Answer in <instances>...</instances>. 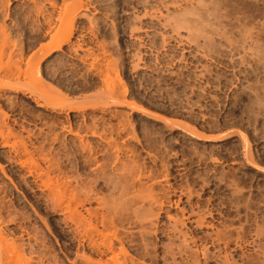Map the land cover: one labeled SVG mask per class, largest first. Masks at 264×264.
<instances>
[{"label": "rangeland", "instance_id": "obj_1", "mask_svg": "<svg viewBox=\"0 0 264 264\" xmlns=\"http://www.w3.org/2000/svg\"><path fill=\"white\" fill-rule=\"evenodd\" d=\"M7 1L1 5L5 9L0 6V22L6 25L10 43H15L9 61L16 60L15 66L26 73L12 67L17 72L12 78L0 74V113L7 114H0V120L15 133L8 146L0 138V192L9 197L6 208L0 207L5 210L2 236L6 233L29 249L27 258L33 251L29 257L37 261L32 257V264L42 259L44 264H85L82 255L92 256L88 246L79 244L70 213L63 209L62 215L67 204L60 205L61 211L49 204V191L43 189L50 172V183L72 182V190L76 186L81 193L92 192L95 199L87 208L101 211L99 216L116 208L118 201L117 218H123L117 219L119 236L124 234L123 246L136 261L264 264V0H82L85 7L77 14L71 41L46 56L41 49L46 50L59 27L57 10L64 1L54 0L55 8L49 0H38L47 6V15L57 17L55 25L43 22L41 28L33 27L36 16H21L35 10L32 0ZM13 142L31 152H17ZM24 153L33 155H26L29 163L38 157L42 169L29 175L31 165L24 163ZM44 168L48 175L40 176ZM143 187L159 196L162 212L153 203L157 214L152 215L149 200L142 205H148L149 212L141 209L142 201L136 203L134 197ZM123 193L127 196L120 199ZM101 198L113 207L100 203L105 206L101 208ZM135 208L140 216L146 214L141 220ZM191 210L206 214L205 224L211 229L189 221ZM145 219L147 224L156 222L145 226ZM40 240L43 246L37 245ZM122 257L123 262L128 259L125 264L132 263L129 256Z\"/></svg>", "mask_w": 264, "mask_h": 264}, {"label": "bare ground", "instance_id": "obj_2", "mask_svg": "<svg viewBox=\"0 0 264 264\" xmlns=\"http://www.w3.org/2000/svg\"><path fill=\"white\" fill-rule=\"evenodd\" d=\"M2 0H0V6L1 5H3V1L1 2ZM7 1V0H6ZM29 1H31V0H29ZM64 1V2H63ZM62 2H63V4L62 5H64L63 7H61L60 8V11H58L57 10V12H59L58 13V15H57V17H56V15H54V14H50L49 13V11H48V15H47V10H46V7L47 6H43V5H45V3L43 4V5H41V3H40V1H38V0H32V3L34 4V7L33 8H35V10H33V9H31L30 7V9H31V11L27 14V15H29V16H27V17H25V13L23 14V15H21L22 17H24V19H30L31 17H32V15H34V16H36V19H34V17H32V19L33 20H31L32 22H33V27L34 28H36V27H42V24H44L45 25V23L48 25V26H51L52 24H53V21H54V19L55 18H57L56 20H57V22H58V20H59V23H56L55 21V24H53V25H55V26H58L57 24H59V27H56V29L55 28H53V27H51V28H53V29H55V30H53V31H55V33H53V35L51 34V36L52 37H50L51 39L49 40L50 42H49V46H47L46 47V50L44 49V48H42L41 49V51L42 50H44V51H42V52H45L46 51V53H43V54H45V56L47 55V54H51V52H50V50L52 51L53 49H60L61 50V47L65 44V43H68V41L70 40V34H71V32H72V30H74V26H75V24H74V22L76 21V17L78 16L77 14H78V12L80 11V9H82V7H85V4H84V2H82V0H63ZM8 2V1H7ZM10 2V1H9ZM8 2V3H9ZM49 3H50V5L51 6H54L55 8H56V4L57 3H55L54 2V0H49L48 1ZM47 2V3H48ZM31 3V4H32ZM83 3V4H82ZM7 4V3H6ZM8 5V4H7ZM10 5V4H9ZM8 5V6H9ZM58 5V4H57ZM84 5V6H83ZM6 6V5H5ZM1 7H3L4 8V6H1ZM0 7V11H1V8ZM44 7H45V9H44ZM53 7V8H54ZM54 8V9H55ZM5 9V8H4ZM3 9V10H4ZM29 9V10H30ZM48 9V8H47ZM58 9V8H57ZM52 10V9H51ZM26 12H27V9H26ZM53 12V11H52ZM56 12V13H57ZM22 14V13H21ZM2 15H3V13H2ZM53 15V16H52ZM55 16V17H54ZM8 17V16H7ZM20 17V16H19ZM54 17V18H53ZM18 18V17H17ZM42 19L44 20V21H42ZM17 20V19H16ZM20 19L18 18V21H19ZM23 20V19H22ZM21 21V20H20ZM30 20H28V21H26V22H29ZM197 21V20H196ZM21 22H24V20L23 21H21ZM43 22H45V23H43ZM200 22V21H199ZM16 23H17V21H16ZM18 23H20V22H18ZM25 23V22H24ZM27 24V23H26ZM197 24V23H196ZM23 25V24H22ZM21 25V26H22ZM192 25V24H191ZM203 25V24H202ZM201 24H200V27L199 28H201V26H202ZM19 26V25H18ZM20 26V27H21ZM17 27V26H16ZM72 27H74L73 29H72ZM188 27V26H187ZM198 27V26H197ZM196 27V28H197ZM203 27H205L204 25H203ZM202 27V28H203ZM220 27V26H219ZM34 28H33V31H35L34 30ZM50 28V27H49ZM50 28V29H51ZM58 28V29H57ZM191 28V27H190ZM195 28V29H196ZM218 28V27H217ZM216 28V29H217ZM50 29H49V31H50ZM189 29V28H188ZM220 29V28H219ZM192 30H194V28L192 29ZM192 30H190V31H192ZM201 30H203V29H201ZM7 28H6V25L5 24H2L1 22H0V74L1 73H3V74H1V76H3L4 77V75H5V77H7V76H10V75H12V73H13V71L15 72V69L14 68H17L16 66H15V62H16V60H14V62H11L10 63V61H9V59H10V57H12L13 55L12 54H15V53H11V54H8L9 52H10V46L12 47V43L13 42H11L10 43V38H9V36H8V34H7ZM51 31H52V29H51ZM198 31H199V29H198ZM197 31V32H198ZM36 32V31H35ZM34 32V33H35ZM193 32V31H192ZM202 33H201V35H203L204 33L203 32H205L204 30L203 31H201ZM223 32V31H222ZM226 32V31H225ZM246 32V31H245ZM36 33H38L39 34V30H37V32ZM41 33V32H40ZM46 33H48V32H46ZM199 33V32H198ZM227 33V32H226ZM225 33V34H226ZM244 34V33H243ZM247 34V33H246ZM245 34V35H246ZM36 35V34H35ZM34 35V36H35ZM227 35V34H226ZM38 36V35H37ZM45 35H43V37H44ZM205 36H207L206 35V33H205ZM222 36V35H221ZM246 36H248V34L246 35ZM11 37V36H10ZM36 37V36H35ZM40 37V36H39ZM42 37V38H43ZM47 37V36H46ZM38 38V37H37ZM208 38V37H207ZM240 38H242V36L240 37ZM36 39V38H35ZM233 39V38H232ZM243 39H245V38H243ZM250 39H251V37H250ZM42 40V39H41ZM45 40V39H44ZM228 39H226V41H227ZM231 40V39H230ZM247 40V39H246ZM246 40H244V41H246ZM40 41V40H39ZM71 41V40H70ZM251 41V40H250ZM41 42V41H40ZM230 43L232 42V41H229ZM233 43V42H232ZM231 43V44H232ZM234 43H235V41H234ZM244 43V42H243ZM251 43V42H250ZM254 43V42H253ZM13 44H15V43H13ZM36 44V43H35ZM47 44V43H46ZM229 44V43H228ZM235 44H237V43H235ZM38 45V44H37ZM257 45V44H256ZM14 46H16V45H14ZM42 46H45V45H42ZM231 46V45H230ZM233 46V45H232ZM249 46V45H248ZM255 47V46H254ZM50 48V49H49ZM251 48V47H250ZM256 49V48H255ZM259 49V48H258ZM48 50V51H47ZM37 51H39L40 52V49H38ZM54 51V50H53ZM13 52V51H12ZM38 52V53H39ZM41 52V53H42ZM49 52V53H48ZM35 53V52H34ZM261 53V52H260ZM253 55H254V52H253ZM8 56V57H7ZM33 56H34V54H33ZM31 57L32 59L35 57ZM255 56V55H254ZM5 57H7V59H8V61H7V59H5ZM257 57V56H256ZM259 57H261L262 58V56H260L259 55ZM264 57V56H263ZM258 58V57H257ZM5 59V60H4ZM34 59H36V58H34ZM34 59H33V61H34ZM12 60V61H13ZM31 60V59H30ZM261 60V59H260ZM18 61H20V60H17V63H20V62H18ZM263 61V60H262ZM264 62V61H263ZM16 63V64H17ZM30 63H32V62H30ZM35 63V62H34ZM40 63V62H39ZM12 64V65H11ZM13 64H14V66H13ZM19 65V64H18ZM21 65V64H20ZM30 65V64H29ZM34 65V64H33ZM39 65V64H38ZM36 66H37V63H36ZM36 66H34V68L36 67ZM12 67H14V68H12ZM19 67V66H18ZM21 67V66H20ZM19 67V71H21L22 69ZM32 67V66H31ZM30 67V68H31ZM16 69V70H17ZM24 70V69H23ZM23 70L20 72L21 74L22 73H26V72H23ZM31 70V69H30ZM29 70V71H30ZM36 70V69H35ZM28 72V71H27ZM15 73H17V72H15ZM39 73V72H38ZM14 74V73H13ZM21 74L19 75V73L17 74V76L19 75V76H21ZM1 76H0V78H1ZM13 76V75H12ZM15 76H16V74H15ZM3 77H2V79H3ZM11 77V76H10ZM9 77V78H10ZM9 78H7V80H6V78H5V81H6V83H7V85L9 84L8 83V81L10 82L11 80V78L9 79ZM16 78V77H15ZM9 79V80H8ZM19 79V78H18ZM1 80V79H0ZM4 80V79H3ZM2 80V81H3ZM4 82V81H3ZM18 82V81H17ZM11 83V82H10ZM14 83H16V82H14ZM0 84H1V81H0ZM12 84H13V82H12ZM11 84V85H12ZM18 84H20V83H18ZM6 85V84H5ZM6 85V86H7ZM10 84H9V86H11ZM1 86H3V84H1ZM0 86V87H1ZM6 86H5V88H6ZM12 87V86H11ZM2 88V87H1ZM7 88H8V86H7ZM1 90V89H0ZM37 93V92H36ZM48 94H46V96H47ZM45 96V95H44ZM53 96V95H52ZM57 95H55V97H56ZM40 97V96H39ZM45 98H47V97H45ZM58 98V97H57ZM43 100H44V97L42 98ZM47 99H49L48 101H50V100H53V97H52V99L50 98V96H48V98ZM39 100V99H38ZM37 100V101H38ZM55 100H57V99H55ZM261 100V99H260ZM42 101V100H41ZM48 101H46L47 103H48ZM52 102V101H51ZM257 103V102H256ZM42 105L41 104V102H38V105ZM54 104V103H53ZM44 105V104H43ZM51 106H52V104H51ZM4 112V111H3ZM3 112H1L0 114H2ZM4 114V113H3ZM5 115V114H4ZM7 115V114H6ZM5 115V116H6ZM4 117V116H3ZM1 118V117H0ZM5 118V117H4ZM3 119V118H2ZM5 120V119H4ZM4 120H0V138L2 137V139H4V141L5 142H3V143H6V145L7 144H9V142H10V140H11V136L13 135V129H11L12 127L10 126V128L8 127L9 125H7V124H5V123H3V121ZM8 127V130H7V133H6V131H5V129H6V127ZM24 130V129H23ZM30 133V132H29ZM16 135H17V132H16ZM13 136H15V133H14V135ZM20 136V135H19ZM18 136H16V138H17ZM22 137V136H21ZM195 137V136H194ZM12 139H13V137H12ZM25 139V138H24ZM23 139V140H24ZM13 140H15V138L13 139ZM12 140V141H13ZM22 140V139H21ZM26 140V139H25ZM25 140H24V142H23V145H25L26 146V144L25 143H27V146L29 145L28 144V142L26 141L25 142ZM2 141V140H1ZM0 141V142H1ZM16 141V140H15ZM17 141H18V138H17ZM17 141H16V143H17ZM11 143V142H10ZM16 143H12L13 145L12 146H14V144L16 145ZM20 144H22L21 142H20ZM11 145V144H10ZM8 146V145H7ZM17 146V145H16ZM26 146V147H27ZM24 147V146H23ZM25 147V148H26ZM36 147V146H35ZM12 148V147H11ZM14 148H15V146H14ZM13 148V149H14ZM31 148V147H30ZM29 148V149H30ZM38 148V147H37ZM17 152L19 151V147L17 146ZM15 149V150H16ZM24 149V148H23ZM23 149L21 150L22 152H27L26 151V149L23 151ZM36 149V148H35ZM33 150L34 149H32V154H33ZM36 151V150H35ZM38 151H41V150H39L38 149ZM11 152V151H10ZM14 152H16V151H14ZM16 152V153H17ZM28 152H31L30 150L28 151ZM15 153V154H16ZM36 153V152H35ZM25 154V153H24ZM24 154H23V156H24ZM29 154V153H28ZM27 153L25 154V162L24 163H28L27 165L29 166V164L31 165L30 167L31 168H34V170L33 171H31L28 167H27V165H25L26 167H27V169H29V171L30 172H32V173H28L29 175H32L33 174V172L35 171V169L37 170V169H42V168H40V166L38 165V164H40L39 163V159H38V157L36 158V159H34L35 161H33L32 159V161L30 160V163L27 161V159H30V158H27V157H29V156H27L26 157V155H28ZM31 153L29 154L30 156H31V158H33V155H32ZM37 155H38V153H37ZM19 156V155H18ZM21 156V155H20ZM23 156H21V159L18 157V159H20V160H22V158H24ZM36 156L34 155V158H35ZM27 158V159H26ZM42 158V157H41ZM44 158V157H43ZM14 159H16V158H14ZM17 159V160H18ZM37 159H38V161H37ZM19 160V162H21V163H23L22 161H20ZM11 161H12V159H11ZM13 161H16V160H13ZM38 163H37V162ZM43 161V160H42ZM34 162H36V164L34 163ZM44 162H46V160L44 161ZM49 162V161H48ZM17 163H18V161H17ZM51 163V162H50ZM18 164H20V163H18ZM18 164H16V165H18ZM24 165L22 166L23 168H24ZM41 165V164H40ZM43 165V164H42ZM46 165H49V163L48 164H46ZM54 167H56L55 165H54V163L52 164ZM52 165L50 166V168H49V170L51 169V167H52ZM0 167H2L1 165H0ZM41 167H43V166H41ZM48 167V166H47ZM53 167V168H54ZM1 169V168H0ZM5 169V168H4ZM4 169L2 168V172H4L3 174L4 175H6L5 173H7V172H5L4 171ZM45 169V171L44 172H41L42 170H39L42 174L40 175V173L37 175V176H43L44 174L43 173H47V174H45V175H48V168H47V170H46V168H44ZM1 171V170H0ZM39 171H37L36 173H38ZM52 171H54V169L52 170ZM26 172V171H25ZM27 174V173H26ZM28 176V175H27ZM40 176H39V178H40ZM33 177H34V175H33ZM35 177H36V175H35ZM47 177V176H46ZM45 177V178H46ZM48 179L50 180L51 178H50V172H49V175H48ZM52 177V176H51ZM7 178H9L10 179V176H8V173H7ZM12 178V177H11ZM28 178V177H27ZM37 178V177H36ZM45 178H43V180L45 179ZM47 179V178H46ZM44 180V184H42V177H41V181L42 182H40V181H37L38 182V184H42V186L44 187V189L43 190H45V188H47L46 189V191L48 190L49 191V193L48 194H46V195H48V197H49V199H48V197H47V199L50 201V203L49 204H51V203H54V205H52V207H58V209H56V211H58L59 210V208H60V205H62L61 206V208L64 206V205H66V207H64V208H62V211H64L65 209V211H67L68 212V214L69 215H67V216H69V219H72V220H74V223L76 224L75 226H76V228H75V226H74V228L72 229V230H75L76 231V233H77V235H76V237H78V242H79V244L80 245H82V247H87L88 246V249L90 248L91 249V253H92V256L93 255H98L100 258L99 259H97V260H94V259H96V258H94V257H92L91 256V254H90V256L89 255H87V254H83L82 256L84 257V259H85V264H109L110 262H113V264H114V262H115V264L117 263V264H125V262H128L127 260L128 259H126V261L125 262H123V255H125V257L127 256H129L128 258H130V255H128V253H129V251L127 252V248H125V246H123V241L125 242V237H124V234H123V239H125V240H123L122 238H121V236H119V234L121 233H119V231L120 230H118L119 228H117V223L120 221V219H122L123 220V218L121 217H119L120 215L118 214V218H117V212H118V209H120L118 206V201H116V203H117V207L115 208V206L113 207V206H111L112 204H110V206H107L108 204H107V201H105V200H103L102 198V200L101 199H99V201H101V202H98L99 204L100 203H105L104 205L106 206H104L103 204H100L101 205V208H107V207H113L114 209H110V208H107V209H102V210H104V211H102V214L99 216V212H101V211H99V210H93V208H87L88 207V204H90V203H92L93 201L92 200H94L95 198H93L92 197V194L91 193H85V192H83L82 191V193H81V191H78L79 189H78V187H77V189H76V186H72L73 187V190L71 189V187H70V185H73L72 184V182H70L71 184H67L64 180V182L66 183H64L63 182V184H65V185H63V184H61L62 182H60L59 183V180H58V182H57V180H54L53 179V181H56V182H54V183H50L49 182V180H48V182L47 183H45V181H47V180ZM56 179H58V178H56ZM33 180V179H32ZM34 180H35V178H34ZM36 180H38V179H36ZM35 180V181H36ZM10 181H11V179H10ZM12 181H14V180H12ZM25 181V180H24ZM23 181V182H24ZM52 181V180H51ZM60 181H62V180H60ZM26 182V181H25ZM40 182V183H39ZM68 182V181H67ZM1 183V182H0ZM13 183H15V182H13ZM13 183H12V185H13ZM21 183V182H20ZM19 183V184H20ZM132 184V183H131ZM15 185V184H14ZM27 185H28V183H27ZM36 185V184H35ZM66 185H68V186H66ZM17 186H18V184H17ZM38 186V185H37ZM41 186V185H40ZM41 186V187H42ZM131 186V185H130ZM20 187V186H19ZM23 187V186H22ZM21 187V188H22ZM34 187V186H33ZM40 187V188H41ZM74 187H75V189H74ZM126 187H127V185H126ZM132 187V186H131ZM16 188V187H15ZM20 188V189H21ZM39 188V187H38ZM68 188H70V189H68ZM87 187H83V189H85V190H87L88 191V189H86ZM129 188V187H128ZM149 188V187H148ZM148 188L147 189H145L146 191H148L146 194H145V190H144V187H143V193H142V190H141V192H139V190H138V195L137 196H133L134 198H136V200L135 201H137L136 203H138L139 202V200L140 201H142V202H139L138 204H140L141 206L140 207H142V205H144L143 204V201H144V203H145V205H146V202L145 201H147V202H149V204L151 205V204H153V203H156V204H154L153 206H155V207H157V209L159 208V204L161 203L162 205H163V203L160 201V203L159 204H157V198H159V196H155V194L149 189L148 190ZM1 189H3V188H1ZM18 189V188H17ZM33 189V188H32ZM141 189V188H140ZM152 189V188H151ZM22 190V189H21ZM42 190V189H41ZM80 190H82V187H81V189ZM4 190H1V192H0V203L3 205V207L5 206V203L7 204V202H6V200H9V197L6 199V195H3L2 196V194L3 193H5L6 194V191L5 192H3ZM75 191V192H74ZM22 192V191H21ZM90 192V191H89ZM126 193V192H125ZM23 194V193H22ZM44 194V193H43ZM24 195V194H23ZM123 195H124V193H123ZM122 195V196H123ZM125 196H127V194L126 195H124L123 197H119L120 199L121 198H124ZM27 198V197H26ZM118 198V199H119ZM6 199V200H5ZM98 200V199H97ZM96 200V201H97ZM149 200V201H148ZM12 201V200H11ZM10 201V202H11ZM14 201L15 200H13V203H14ZM135 201H134V203H135ZM9 202V201H8ZM46 202V201H45ZM120 202V201H119ZM158 202H159V200H158ZM12 203V202H11ZM64 203H66V204H64ZM72 203H75V205H73ZM109 203V202H108ZM113 203H115V202H113ZM142 203V204H141ZM0 204V205H1ZM16 204V203H15ZM47 204H48V201H47ZM64 204V205H63ZM107 204V205H106ZM148 204V203H147ZM2 205L0 206L2 209H5L6 207H2ZM11 205V204H10ZM87 205V206H86ZM99 205V206H100ZM104 207H103V206ZM144 205V206H145ZM7 206V205H6ZM49 206V205H48ZM72 206H75L74 208L72 207ZM143 206V207H144ZM51 207V206H50ZM143 207L141 208L142 210H143ZM150 208L152 207V205L151 206H149ZM148 205H147V208L146 207H144V211L145 212H149V211H151V209L153 210V214H152V212H150L152 215H156L157 213H155V211H154V208H151V209H149V211H147L148 210ZM162 207V206H161ZM193 207V206H192ZM8 208V207H7ZM12 208H14V207H12ZM55 208H53L52 210H54ZM100 208V207H99ZM100 208V209H101ZM118 208V209H117ZM139 208V207H138ZM8 209H10V207L8 208ZM7 209V210H8ZM64 209V210H63ZM115 209H116V211H115ZM161 209L162 208H160V211H161ZM85 210V214H84V211ZM121 210V209H120ZM3 210H0V212H2ZM59 211H61V210H59ZM65 211H64V213L62 212V215L63 214H65ZM157 211H159V209L157 210ZM159 211V212H160ZM162 211H163V209H162ZM161 211V212H162ZM3 212H5V210L3 211ZM3 212L2 213H0V219L1 218H3L4 216L2 215L3 214ZM120 212V211H119ZM134 211H132V213H133ZM135 212H136V215L138 214V217L139 218H136V219H140V217H144V215H146V214H144V215H142V216H140L141 214L139 213L140 211H138V209H136L135 208ZM134 212V213H135ZM138 212V213H137ZM190 211H188V213H189ZM199 212V211H198ZM197 211H196V213L197 214H199ZM87 213V214H86ZM186 213V212H185ZM185 213H183V216L185 215V217L186 216H188V214L186 215ZM196 213H195V211H193L192 212V210H191V212H190V214H189V216L187 217V218H189L190 220L189 221H191V222H194L197 226H199V227H202V226H204L205 225V227H206V224H205V219H206V217L207 216H205L206 214H203V213H201V214H203L204 216H202L201 214H199L198 216H195L196 215ZM150 214V215H151ZM9 215H11V220H13L14 218H13V216H12V214L10 213ZM37 215V214H36ZM161 215V214H160ZM160 215H158V216H160ZM208 215H211V213L210 214H208ZM147 216H148V214H147ZM7 217V216H6ZM41 217V216H40ZM64 217H65V215H64ZM5 218V217H4ZM145 218H147V217H145ZM186 218V219H187ZM69 219H68V222H72V220H70L69 221ZM117 219H119V221H117ZM135 219V218H134ZM136 219H135V222H136ZM1 220H4V219H1ZM0 220V221H1ZM6 220V219H5ZM10 220V221H11ZM39 220V219H38ZM41 220H43V218H41ZM66 220V219H65ZM96 220H98V222L100 223L99 225H101V228H103V229H101V228H99V226H98V222L97 223H95L94 221H96ZM141 220V219H140ZM140 220H139V224H140ZM143 220V219H142ZM176 220H178V219H175V221ZM180 220V219H179ZM178 220V223L180 222L181 224H183L182 223V220H180L179 221ZM184 220V219H183ZM26 221V220H25ZM44 221V220H43ZM46 221V220H45ZM127 221V220H126ZM145 222H146V219L144 220ZM148 222L150 221V220H147ZM2 222V221H1ZM0 222V223H1ZM6 222H7V220H6ZM68 222H67V225H68ZM121 222V221H120ZM128 222H130V221H128ZM138 222V221H137ZM142 222V221H141ZM153 222H154V220H153ZM156 222V221H155ZM154 222V223H155ZM206 222H208V221H206ZM3 223H5L4 221L2 222V224ZM122 223H124L123 221H122ZM150 223H152L151 221H150ZM154 223L153 224H147V222L146 223H143L142 222V224L143 225H145V226H147V225H151V227H152V225H154ZM174 223H176V222H174ZM193 223V224H194ZM208 223H210V222H208ZM2 224L0 225V227H2ZM70 224V223H69ZM142 224H140V225H142ZM71 225V226H72ZM173 225H175V224H173ZM195 225V226H196ZM212 225V224H211ZM145 226H143V227H145ZM181 226V225H180ZM184 226V224L182 225V227ZM208 226H209V228H210V225L208 224ZM207 226V227H208ZM25 227V226H24ZM122 227V226H121ZM175 227V226H174ZM173 227V229L172 230H175L176 229V227H177V225H176V227L174 228ZM193 227V226H192ZM206 227V228H207ZM46 228H47V226H46ZM147 228V227H146ZM149 228V227H148ZM177 228H179V227H177ZM181 228V227H180ZM179 228V229H180ZM197 228V227H196ZM203 228V227H202ZM212 228H213V225H212ZM104 229H105V231H104ZM106 229H108V231H107V233H106ZM211 229V228H210ZM5 230V229H0V263L1 264H32V261L34 260V261H37V260H35L36 258H34L35 256H32V257H29V255H30V253L31 252H33V251H31V252H29V254H27V256H28V258L26 257V250H27V252L29 251V249H26V250H24V248H22L21 246H19L17 243H15V241L13 242L11 239H12V236H10L11 237V239H10V237L8 238V236L6 235V233H5V235H4V237L2 236V233H3V231ZM24 230V229H23ZM25 231H28V230H26L25 229ZM24 231V232H25ZM177 231L178 230H175L174 232L175 233H177ZM2 232V233H1ZM4 232H6V231H4ZM29 232V231H28ZM74 232V231H73ZM179 232H180V234H184V233H182L181 232V230H179ZM75 233V232H74ZM75 233V234H76ZM33 234V232L31 233V234H28L27 236L30 238V236ZM121 234V235H122ZM179 234V233H178ZM9 235V234H8ZM21 235H23V234H21ZM187 235V234H186ZM217 235H218V233H217ZM33 236V235H32ZM35 236H36V234H35ZM185 236V235H184ZM184 236H182V237H184ZM220 236V235H219ZM219 236H217V237H219ZM5 237L7 238V239H5ZM23 237H24V235H23ZM178 237H181V236H179L178 235ZM187 237V236H186ZM26 238V237H25ZM28 238V239H29ZM33 238V237H32ZM36 238H38V237H36ZM216 238V237H215ZM221 238H223L222 236H221ZM9 239L11 240V241H9ZM35 239V238H34ZM186 239V238H185ZM196 238H191V241H194ZM213 239V238H212ZM217 239V238H216ZM219 239H220V237H219ZM16 240V239H15ZM31 240V239H30ZM37 240V239H36ZM39 240V239H38ZM123 240V241H122ZM210 240V239H209ZM214 240V239H213ZM212 240V241H213ZM220 240H222V239H220ZM220 240H218V243H219V241ZM42 240H40V241H37L38 242V244L37 243H35V244H37V245H39V243L41 242ZM196 241H198L197 239H196ZM196 241H194V243L193 244H195V242ZM16 242H17V240H16ZM32 242V241H31ZM43 242V241H42ZM222 242V241H221ZM220 242V243H221ZM28 243H29V241H28ZM120 243V245H118ZM197 243V242H196ZM43 244V243H42ZM30 245V244H29ZM40 245H41V243H40ZM30 248L29 246H28V244H26L25 245V248ZM31 246V245H30ZM41 246H43V245H41ZM40 246V247H41ZM127 247V246H126ZM35 248V246L33 247L32 246V250ZM36 248L38 249V247L36 246ZM89 249V250H90ZM39 250V249H38ZM85 250V249H84ZM35 251V250H34ZM37 251V250H36ZM36 251H35V253H36ZM83 251V250H82ZM40 252V251H39ZM190 252V251H189ZM33 254V253H32ZM38 254V253H37ZM40 254V253H39ZM82 254V253H81ZM204 254H205V252H204ZM35 255V254H34ZM78 255H79V251H78ZM45 256H46V254H45ZM75 256H77V255H75ZM80 256V255H79ZM79 256H77V258L79 257ZM38 257H40V256H38ZM120 257H122V259L120 258ZM124 257V258H125ZM220 257V256H219ZM30 258V259H29ZM40 258H42V257H40ZM39 258V259H40ZM80 258V257H79ZM94 258V259H93ZM98 258V257H97ZM216 258V257H215ZM227 258V257H226ZM33 259V260H32ZM38 259V258H37ZM83 259V260H84ZM121 259V261L123 262H121V261H119ZM130 259H132V258H130ZM228 259V258H227ZM226 259V260H227ZM32 260V261H31ZM82 260V261H83ZM109 260H111V261H109ZM133 260H135V258L134 259H132V263L131 264H135L134 262L136 261H134L133 262ZM222 260H224V259H222ZM225 260V261H226ZM33 261V262H34ZM38 261H40V260H38ZM73 261H75V260H73ZM137 261H139V260H137ZM136 261V262H137ZM43 262V264H44V261H43V259L41 260V263ZM77 262V261H76ZM84 262V261H83ZM140 262V261H139ZM139 262H137L136 264H138ZM218 262V261H217ZM227 262V261H226ZM40 263V264H41ZM74 264H76L75 262H73ZM77 263H79V262H77ZM141 264H143V262H140ZM139 263V264H140ZM220 263V262H219ZM223 263V262H222ZM228 263V262H227ZM229 263H230V260H229ZM33 264H35V263H33ZM36 264H39V262L38 263H36ZM111 264V263H110ZM145 264V263H144ZM230 264H232V263H230Z\"/></svg>", "mask_w": 264, "mask_h": 264}]
</instances>
